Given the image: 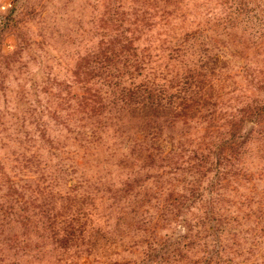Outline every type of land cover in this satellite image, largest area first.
<instances>
[{
  "label": "rangeland",
  "instance_id": "obj_1",
  "mask_svg": "<svg viewBox=\"0 0 264 264\" xmlns=\"http://www.w3.org/2000/svg\"><path fill=\"white\" fill-rule=\"evenodd\" d=\"M202 54L187 113L86 118L115 81L175 93ZM0 264H264V0H0Z\"/></svg>",
  "mask_w": 264,
  "mask_h": 264
},
{
  "label": "trees",
  "instance_id": "obj_2",
  "mask_svg": "<svg viewBox=\"0 0 264 264\" xmlns=\"http://www.w3.org/2000/svg\"><path fill=\"white\" fill-rule=\"evenodd\" d=\"M149 12H146V14H148ZM126 32V31H125ZM125 32H122V35L119 36V34H117V36L113 37V40L110 42L109 47H107L105 50H101L98 51L96 54V68L95 70L96 72V77L97 75L100 76V73L103 72L105 70L106 67L109 66V63L111 61H118L120 60V57H122V55H124V58L127 57V54L129 52L130 47H133V42L131 40L130 37H127V35L125 34ZM205 44V42H204ZM200 43L198 44V48L199 50H201L205 45ZM130 45V46H129ZM179 50V49H178ZM206 51V50H205ZM206 55V52H203ZM134 54V53H133ZM130 57H132L131 53H129ZM203 54L201 59L193 62V65H187V72L185 75L186 80L183 81L184 83L180 84L182 87L178 88L175 93L170 92L168 90H166L163 86H155V87H150V86H145V85H140L137 86V84H130V85H126V86H122L119 87L117 84V82L115 81L114 85V89L116 91V93H114V95L112 96V98L109 97H104L102 95V93H100L99 91H94L92 93V95L90 96H85L84 97V101L83 104L84 106L82 107L83 112L86 114V118H92L93 116L97 115V116H108V118H110V116L113 114V112L118 111V110H122V109H140L141 105H145L150 107L152 110L153 108L156 107V109H164V110H168V111H172V114H178V113H187V110L191 108L192 104L196 103V99L194 98V94H198L200 87H198L197 83L200 82V80H198V78L196 79V77H199L201 75H203V71L201 68L196 67L197 64H201L203 65V67L206 69V66L204 65V61L203 60ZM206 58V57H205ZM208 58V57H207ZM203 60V61H202ZM117 76V74L115 75V77ZM103 78L105 80H108L109 77L107 76V74L103 75ZM111 81V80H109ZM92 97V98H90ZM91 101V102H90ZM158 114V113H157ZM81 120L83 118H80ZM94 130H92L90 133H87V138L89 139V141L91 140V136L94 135ZM60 137L57 135H53L52 137V141H56L58 140ZM75 138V137H74ZM77 138V137H76ZM146 143H142V142H134V143H128L126 145V149H130L131 151L134 149H141L142 146H145ZM108 149H113V147H108ZM117 149V148H114ZM52 149H50L51 151ZM53 152V151H52ZM51 152V154H53ZM64 152V151H61ZM74 152V151H73ZM39 153L35 154V157H39ZM56 156V154L54 153V157ZM66 158V157H64ZM137 160H141L140 157H136ZM163 161H165V158H161ZM37 161H39L40 159H36ZM62 159L60 160V162H62ZM166 162V161H165ZM168 162V161H167ZM167 164V163H166ZM47 166L48 163L46 162ZM61 170L60 167H58L55 171H53L51 174L53 176L50 177V179H54L56 177V175L58 174V172ZM191 170H194L192 168L186 170L188 173L191 172ZM173 173V170H171ZM192 174V173H190ZM55 176V177H54ZM47 187L44 186V188L42 189H37V193L39 192H43ZM55 190V186L51 185V187L49 188L48 191H46L45 194H49L51 196L45 197L44 200V205L47 206L49 209H51L49 207V202H48V198L49 197H53L54 195H52V193ZM59 192L60 190L57 189ZM61 193V192H60ZM166 192H163V194ZM58 194V193H56ZM174 192H169L168 195H173ZM202 194H200L201 196ZM64 197L65 199H71V195L70 194H66V192L64 193ZM75 197H73L74 199ZM197 199V198H196ZM201 200V198H200ZM205 200V202L207 203V210H210L213 214L211 216L212 220H215V222H219L220 225L222 226L223 224L221 223L223 221V215L218 207L217 204V200L213 199L212 197H205L203 199V201ZM42 212H46L45 210H43ZM37 213H34V215ZM20 216V215H19ZM51 220V218L49 219ZM71 226V223H70ZM43 237L46 238H50L53 241V244H56L58 242L61 241H74V237H75V233H73L72 230L67 231V229H63V232H57L55 230L52 229V227H50V225L48 224L47 226H43ZM50 228V231H49ZM222 229V228H221ZM49 232V233H48ZM221 232H223V230H221ZM237 237V234L234 233L233 234V238L235 239ZM221 237H218V241L219 243H221ZM228 239V238H227Z\"/></svg>",
  "mask_w": 264,
  "mask_h": 264
}]
</instances>
